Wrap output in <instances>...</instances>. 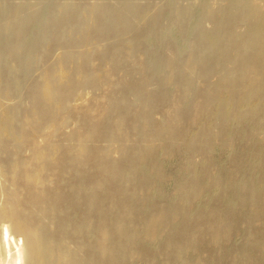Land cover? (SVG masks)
Returning <instances> with one entry per match:
<instances>
[{
  "label": "bare ground",
  "instance_id": "6f19581e",
  "mask_svg": "<svg viewBox=\"0 0 264 264\" xmlns=\"http://www.w3.org/2000/svg\"><path fill=\"white\" fill-rule=\"evenodd\" d=\"M200 3L0 0V264H264V0Z\"/></svg>",
  "mask_w": 264,
  "mask_h": 264
},
{
  "label": "rangeland",
  "instance_id": "374dc122",
  "mask_svg": "<svg viewBox=\"0 0 264 264\" xmlns=\"http://www.w3.org/2000/svg\"><path fill=\"white\" fill-rule=\"evenodd\" d=\"M87 1H90V0H87ZM195 2V0H181V2L183 3V4H189V3H191V2ZM159 2L160 3H163L164 4V2L166 3L167 2V0H159ZM196 2L198 3V7H199V9L198 10H201V3L200 2H202V0H196ZM209 23V24H208ZM206 25L208 26V27H212V25H213V23H211L210 21L209 22H206ZM60 51V48L59 47H56L55 49H54V52L55 53H57V52H59ZM33 76H34V73H35V76L34 77H36L38 74H39V69L38 68H35L34 70H33ZM122 75H121V73L119 72V73H117V74H115L114 75V77H115V79H118V78H120ZM151 87H154V84H152L151 85ZM162 112V114H160V113H158L157 114V118L158 119H160L161 118V115L163 116V110L161 111ZM72 126L73 125H71V126H69L68 128L69 129H71L72 128ZM194 129H196V128H194ZM252 130H247V133H246V138H245V140H246V144H245V142H242V144H241V142H239V143H237V145H238V148H239V150H241V151H246L247 153H250V152H252L253 150H254V148L255 147H253V146H255V144L257 143L256 141H257V137H255L254 136V134L251 132ZM251 132V133H250ZM253 134V135H252ZM259 137V136H258ZM255 140H254V139ZM262 138H264V137H260V138H258V139H262ZM251 140H253V141H251ZM253 142H254V144H253ZM253 144V145H252ZM240 145V146H239ZM249 145H252V146H249ZM246 149V150H245ZM253 149V150H252ZM247 150H249V151H247ZM251 150V151H250ZM225 153V154H224ZM1 154V153H0ZM221 154V155H220ZM218 155L221 157V158H225L226 156H227V153L225 152V151H221V152H219L218 153ZM1 157H3V155L1 154L0 155ZM193 156V158L195 159V160H197V161H199L200 160V155L199 154H195V155H192ZM195 156V157H194ZM225 156V157H224ZM0 157V159H2V160H0V162H3V160H4V157L3 158H1ZM183 160H185L184 159V157H182L181 155H177V156H175L174 158H172V159H170V160H168V162H167V165H168V170L170 171V173L174 176V177H177L179 174H180V170H181V168H180V164H181V162L183 161ZM169 188H170V186H169ZM170 190V189H169ZM171 191V190H170Z\"/></svg>",
  "mask_w": 264,
  "mask_h": 264
}]
</instances>
